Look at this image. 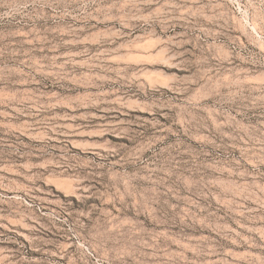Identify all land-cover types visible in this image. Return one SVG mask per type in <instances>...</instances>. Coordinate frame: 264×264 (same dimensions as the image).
<instances>
[{"label":"rangeland","instance_id":"rangeland-1","mask_svg":"<svg viewBox=\"0 0 264 264\" xmlns=\"http://www.w3.org/2000/svg\"><path fill=\"white\" fill-rule=\"evenodd\" d=\"M177 1L0 0V264H264V0Z\"/></svg>","mask_w":264,"mask_h":264},{"label":"bare ground","instance_id":"bare-ground-1","mask_svg":"<svg viewBox=\"0 0 264 264\" xmlns=\"http://www.w3.org/2000/svg\"><path fill=\"white\" fill-rule=\"evenodd\" d=\"M177 0H146V3H150V4H152V3H155V4H159L160 6H168V4H170V5H172V4H174L175 2H176ZM181 1V0H180ZM187 1V0H186ZM127 2V1H126ZM178 2L179 1H177V3L176 4H178ZM192 2V1H191ZM131 3V2H130ZM122 4H123V2H122ZM124 5H126V3H125V1H124ZM122 6V5H121ZM129 6V5H128ZM174 6H176V5H174ZM126 7H127V5H126ZM119 9V8H118ZM121 10V9H120ZM235 71V70H234ZM241 73V72H240ZM250 76V75H249ZM249 164H251V165H255V162L254 161H250L249 162ZM221 166V165H220ZM220 166H219V168H220ZM218 167V166H217ZM228 167V166H227ZM231 168V167H230ZM231 169H233V168H231ZM231 169H227L226 167L225 168H223L222 169V173H227L228 175H229V177H231V178H229V179H226L225 181H228V183H229V185H227V186H229V187H234V186H237L238 185V181L235 179V177H236V174L231 170ZM217 171V170H216ZM240 171V170H239ZM238 171V172H239ZM243 171V170H242ZM245 171V170H244ZM235 172H237V171H235ZM241 172V171H240ZM240 172H239V174H240ZM221 173V174H222ZM242 173H244V172H242ZM239 174H238V176H239ZM245 174V173H244ZM244 174H241V176H244ZM225 175V174H224ZM223 176V175H222ZM248 176V175H247ZM245 177V176H244ZM244 177H242V178H244ZM227 178V177H226ZM240 178V177H239ZM224 181V182H225ZM257 183V182H256ZM240 189V188H239ZM80 263V262H79ZM78 264V263H77ZM93 264H120V263H118V262H113V261H106V260H103V259H97V262H95V263H93Z\"/></svg>","mask_w":264,"mask_h":264}]
</instances>
